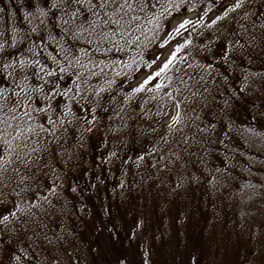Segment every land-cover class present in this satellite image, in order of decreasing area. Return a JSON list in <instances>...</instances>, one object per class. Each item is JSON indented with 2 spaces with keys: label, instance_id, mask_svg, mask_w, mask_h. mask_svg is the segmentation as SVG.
<instances>
[{
  "label": "snow or ice",
  "instance_id": "1",
  "mask_svg": "<svg viewBox=\"0 0 264 264\" xmlns=\"http://www.w3.org/2000/svg\"><path fill=\"white\" fill-rule=\"evenodd\" d=\"M146 179L264 201V0H0V264H92Z\"/></svg>",
  "mask_w": 264,
  "mask_h": 264
},
{
  "label": "trees",
  "instance_id": "2",
  "mask_svg": "<svg viewBox=\"0 0 264 264\" xmlns=\"http://www.w3.org/2000/svg\"><path fill=\"white\" fill-rule=\"evenodd\" d=\"M123 193L115 202L111 196L106 200L101 193L100 200L94 202L88 225L90 235L84 224L80 225L85 244L91 246L88 258L92 264H115L117 256H127L129 264H139L131 252L140 257L146 250L163 253L162 264H186L189 253L198 256V264H264V201L240 208L227 200H210L197 188L173 193L161 187L159 181L148 182L147 179L133 189H124ZM107 204L112 205V219L119 227L111 236L102 228L109 221L108 215H97ZM140 219L144 221V229H136L137 235L133 236L130 229ZM189 222H195L197 228L216 229L218 236L212 235L210 244L202 243L195 237L197 228ZM146 227L163 230L171 240L158 241L152 247L142 245L144 238L148 241L150 236ZM104 234L110 236L107 244L103 243ZM218 254L222 258L219 259Z\"/></svg>",
  "mask_w": 264,
  "mask_h": 264
},
{
  "label": "rangeland",
  "instance_id": "3",
  "mask_svg": "<svg viewBox=\"0 0 264 264\" xmlns=\"http://www.w3.org/2000/svg\"><path fill=\"white\" fill-rule=\"evenodd\" d=\"M185 15H192V13H185ZM178 19L179 18H177L176 20H173L172 21V24H175V23H177L178 22ZM165 54H167V52H165ZM150 55L151 54H149V58H150ZM153 67H155V66H153ZM151 69H141V71H140V74L137 76V78H136V80H133L132 81V83L133 84H135L139 79H140V77L141 76H143V75H146L147 74V72L148 71H150ZM263 211H264V209H263ZM90 219H88V221H87V223H85L84 224V226H85V228L84 229H87V233H88V235H90V233L88 232V225H89V223H90ZM189 225H194L196 228L198 227V225L196 226V223L195 222H189ZM188 225V226H189ZM81 228H83V227H81ZM117 228L119 229V227H118V225H117ZM145 230H147L149 233H150V236L148 237L149 239H148V241H145V238H144V240H143V242H142V245L144 244V246H148V247H152V245H153V243H158V241H160V242H162V243H165V240L166 241H170L169 239H167V238H169L170 236H167V235H165V233H164V231L162 230V231H159L158 229H149V227H146V229ZM215 230L216 229H210V230H208V228H206V229H201V228H197V230H196V233H195V237H199L200 238V240L202 241V243L203 242H208L209 244L212 242V238H211V236L213 235L214 237H216V236H218V233L217 232H215ZM158 232H161L160 234L158 233ZM108 235V234H107ZM104 236H106V234H104L103 235V237ZM109 235L108 236H106V237H104L103 238V243L104 244H107L106 242L109 240ZM141 239V238H140ZM97 249V248H96ZM134 249H136V246L134 247ZM160 250H162V249H160ZM208 252L211 254V253H213L210 249H208ZM133 255H134V258H136L135 259V261H138V262H140V260H141V255H140V257H139V255L136 253V252H134V251H132L131 252ZM150 254H151V261H150V264H162L161 263V260H162V258H163V253H154V250H152V251H150ZM228 254H230V252L228 251L227 252V255ZM218 256V258L220 259V258H222V255H220V254H218L217 255ZM138 257V258H137ZM206 259V258H205ZM131 261V260H130ZM205 262H208V259L207 260H205Z\"/></svg>",
  "mask_w": 264,
  "mask_h": 264
}]
</instances>
